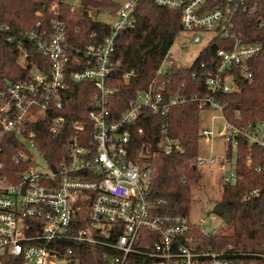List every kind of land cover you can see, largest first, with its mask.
Instances as JSON below:
<instances>
[{
  "label": "built area",
  "instance_id": "1",
  "mask_svg": "<svg viewBox=\"0 0 264 264\" xmlns=\"http://www.w3.org/2000/svg\"><path fill=\"white\" fill-rule=\"evenodd\" d=\"M112 1L115 6L100 9L98 15L88 11L92 21L103 26L89 35L91 42L72 41L61 17L67 0L48 7L49 24L37 12L40 20L26 39L43 59L32 66L21 43L18 62L32 66L30 77L0 89V264H81L90 251L106 264H246L243 257L264 258L232 247L217 250L207 243L208 231L194 226L190 216L157 212L148 199L155 173L152 160L157 150H184L168 130L161 131L156 143L145 129L147 112L168 117L173 108L193 103L201 119L202 113H213L209 121L216 128L208 130L201 122L199 145L223 138V156L218 160L199 152L195 168L218 165L223 187L241 179L238 152L243 141L252 149L248 166L255 156L253 148L260 149L264 159V121L231 123L225 101L241 91L244 81L253 80L251 60L264 58V43H251L237 33L241 17L258 14L257 7L250 0H155L157 6L181 14L182 33L189 34L193 44H200L205 34L214 35L200 54L217 38L224 40V47L214 59L198 63L192 74L207 93H176L175 70L189 68L169 51L147 90L134 94L116 116L111 106L119 92L117 42L123 32L137 27L141 0ZM107 9L112 11L109 21L101 20ZM257 29L264 33V15ZM134 76L125 73L123 79ZM71 83L91 85L92 109L86 121L75 122L70 135L66 117L56 114L69 102ZM48 119L52 134L65 139L54 152L42 149L33 130Z\"/></svg>",
  "mask_w": 264,
  "mask_h": 264
},
{
  "label": "trees",
  "instance_id": "2",
  "mask_svg": "<svg viewBox=\"0 0 264 264\" xmlns=\"http://www.w3.org/2000/svg\"><path fill=\"white\" fill-rule=\"evenodd\" d=\"M57 1L61 0H0V89H4L9 83L29 79L32 66H37L43 59L36 46L27 41L26 34L40 20L37 12L43 13L46 24L51 22L48 7ZM250 3L257 7L258 14L243 15V24H239L237 33H243L251 43H264V33L257 29V22L264 15V0H250ZM111 6H115L112 0H82V6L75 9L70 5H63L61 17L68 24L72 41L76 43L83 39L91 42L89 35L94 31L99 32L103 26L94 23L88 11L92 10L98 15L100 9ZM136 19L137 27L123 32L117 42V58L121 61V66L115 77L119 92L115 105L111 106L116 116L123 113L134 94L147 90L163 59L183 31L181 14L157 6L155 0H141ZM21 43L30 54L32 66L29 68L18 62ZM223 47L224 40L217 38L200 54L194 67L175 70L173 84L178 95L207 93L203 82L193 79L192 74L198 70V63L214 59L217 51ZM251 65L253 80L244 81L239 93L225 98L228 105L227 119L238 126L264 121V58L255 57L251 60ZM130 72H134L135 76L124 80V74ZM183 83H186V87L182 86ZM91 95V85L70 84L69 102L63 111L56 114L66 117L65 128L69 129L70 135L75 122L87 120L92 109ZM201 122L198 105L193 103L173 108L168 117L154 116L147 112V136L155 137L154 141L157 143L161 131L166 129L184 150L183 153L173 154L157 150V156L152 160L155 173L148 199L155 204L161 215L190 216L192 189L201 180L199 169L195 168ZM33 130L44 151L54 152L65 143L61 136L52 134L50 119L33 127ZM251 150L246 141L241 143L238 152V173L241 179L235 185L223 187L222 199L225 210L230 215L231 232L207 239V243L217 250L232 247L237 253L264 254V159L262 151L253 148L255 156L248 166L246 159ZM256 154L260 157H256ZM49 158L53 160L52 157ZM258 167L261 168L260 173L256 171ZM255 191L257 194L252 195ZM243 259L246 264H264L262 257L248 256ZM145 263L137 261V264ZM81 264L106 263L97 260L95 252L90 251L82 257Z\"/></svg>",
  "mask_w": 264,
  "mask_h": 264
},
{
  "label": "rangeland",
  "instance_id": "3",
  "mask_svg": "<svg viewBox=\"0 0 264 264\" xmlns=\"http://www.w3.org/2000/svg\"><path fill=\"white\" fill-rule=\"evenodd\" d=\"M124 0H117L122 3ZM70 6L79 8L82 6V0H67ZM103 9V8H102ZM91 11L94 14V11ZM111 10H105L99 17L101 20L109 21ZM213 34H205L200 44H193L190 41V35L182 33L176 39L174 46L170 50V56L179 64L190 68L197 61L201 51L210 43ZM183 44L186 49H183ZM213 113H202V127L208 130H215L209 121ZM224 140L215 137L210 143L200 142L199 152L201 154L212 155L216 159L223 156ZM201 174L200 182L193 187V201L191 204L190 219L194 226L206 230L211 236L229 234L231 232V220L224 217V213L218 210V206L223 203L222 198V173L218 165L199 169ZM205 223H201V220Z\"/></svg>",
  "mask_w": 264,
  "mask_h": 264
},
{
  "label": "water",
  "instance_id": "4",
  "mask_svg": "<svg viewBox=\"0 0 264 264\" xmlns=\"http://www.w3.org/2000/svg\"><path fill=\"white\" fill-rule=\"evenodd\" d=\"M218 210L222 211L224 213V217L229 220L230 219V215L229 213L226 212L225 210V205L222 203L221 205L218 206Z\"/></svg>",
  "mask_w": 264,
  "mask_h": 264
}]
</instances>
